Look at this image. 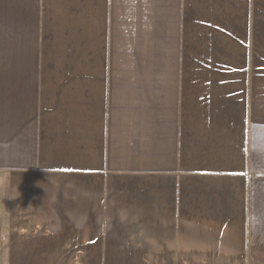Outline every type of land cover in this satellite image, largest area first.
<instances>
[{"label":"crops","instance_id":"0c3cea01","mask_svg":"<svg viewBox=\"0 0 264 264\" xmlns=\"http://www.w3.org/2000/svg\"><path fill=\"white\" fill-rule=\"evenodd\" d=\"M0 264H264V0H0Z\"/></svg>","mask_w":264,"mask_h":264}]
</instances>
